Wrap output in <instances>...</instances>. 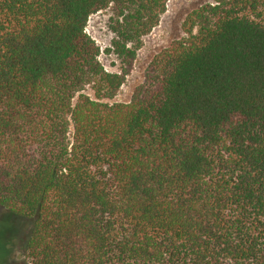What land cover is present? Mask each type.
<instances>
[{"label": "trees", "instance_id": "1", "mask_svg": "<svg viewBox=\"0 0 264 264\" xmlns=\"http://www.w3.org/2000/svg\"><path fill=\"white\" fill-rule=\"evenodd\" d=\"M168 1L0 0V206L34 218L7 264H264V0L195 8L102 101ZM110 6L121 72L86 31Z\"/></svg>", "mask_w": 264, "mask_h": 264}, {"label": "rangeland", "instance_id": "2", "mask_svg": "<svg viewBox=\"0 0 264 264\" xmlns=\"http://www.w3.org/2000/svg\"><path fill=\"white\" fill-rule=\"evenodd\" d=\"M209 2L214 0H169L160 23L144 37V44L137 52L133 69L127 75L120 91L114 98H104L102 101L111 104L129 102L135 88L143 82L145 70L154 56L169 47L174 40L187 36L183 27L187 15L195 8ZM118 20L110 6L92 14L86 27V31L100 46L99 60L109 72H121L125 67L123 57L119 56L114 45ZM84 92L97 99L92 85H88ZM33 221L34 218L17 216L0 206V264L24 259L25 243Z\"/></svg>", "mask_w": 264, "mask_h": 264}]
</instances>
